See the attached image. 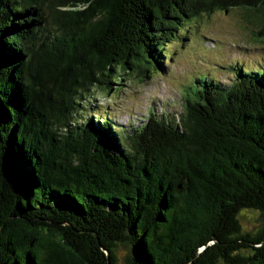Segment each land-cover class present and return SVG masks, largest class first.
<instances>
[{"label":"trees","instance_id":"16d2710c","mask_svg":"<svg viewBox=\"0 0 264 264\" xmlns=\"http://www.w3.org/2000/svg\"><path fill=\"white\" fill-rule=\"evenodd\" d=\"M233 9L264 43V0H0V264H264V72L199 75L135 125L83 112Z\"/></svg>","mask_w":264,"mask_h":264},{"label":"rangeland","instance_id":"374dc122","mask_svg":"<svg viewBox=\"0 0 264 264\" xmlns=\"http://www.w3.org/2000/svg\"><path fill=\"white\" fill-rule=\"evenodd\" d=\"M245 17L243 11L233 9L217 11L186 23L181 29L185 38L166 44L171 59H163L162 73L143 84L123 81L121 90L115 91V85L106 95L94 90L83 103L84 114L109 108V114L117 124L135 125L140 118L146 117L151 106L158 113L164 109L179 111L175 101H179L182 90L199 75L228 84L233 79L232 68L236 63L246 71L264 72V43L250 40L253 29ZM238 220L246 232L256 230L259 224L258 216L252 212L242 213ZM117 254L119 261L126 255L123 249Z\"/></svg>","mask_w":264,"mask_h":264}]
</instances>
